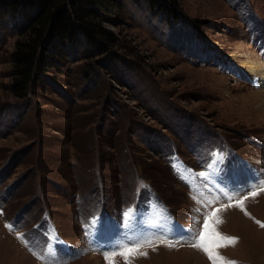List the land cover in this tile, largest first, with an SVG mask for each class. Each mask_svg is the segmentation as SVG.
<instances>
[{"label": "rangeland", "instance_id": "rangeland-1", "mask_svg": "<svg viewBox=\"0 0 264 264\" xmlns=\"http://www.w3.org/2000/svg\"><path fill=\"white\" fill-rule=\"evenodd\" d=\"M177 3L119 0L114 44L62 42L15 96L26 22L0 0V264H107L145 239L129 264H212L191 242L216 209L237 238L218 255L264 264V191L234 206L264 181V85L241 65L264 67V0Z\"/></svg>", "mask_w": 264, "mask_h": 264}, {"label": "trees", "instance_id": "trees-1", "mask_svg": "<svg viewBox=\"0 0 264 264\" xmlns=\"http://www.w3.org/2000/svg\"><path fill=\"white\" fill-rule=\"evenodd\" d=\"M7 10L24 20L11 54V91L22 96L49 68L56 65L60 44L79 43L80 36L91 44H114L115 35L102 26L104 16L116 10L119 0H7ZM151 9L178 17L177 0H146Z\"/></svg>", "mask_w": 264, "mask_h": 264}, {"label": "snow or ice", "instance_id": "snow-or-ice-1", "mask_svg": "<svg viewBox=\"0 0 264 264\" xmlns=\"http://www.w3.org/2000/svg\"><path fill=\"white\" fill-rule=\"evenodd\" d=\"M203 175V173L201 174ZM261 191H264V181L260 183V185L253 190H251L246 197L241 200L235 202L234 206L240 207L242 211L244 210V200L248 197H256L260 194ZM229 200H232V197H227ZM233 206L229 204L228 207ZM200 210L197 209V212ZM220 209H216L210 213V215L204 217L203 225L199 232V235L196 236L193 234V240L191 242V247L199 248L202 250L208 259L212 262V264H236L235 261L226 260L224 257L218 255L216 252V248L226 247L228 245H234L237 242L236 237H226L216 232L215 224L223 223L222 220H219L218 213ZM127 215V213H126ZM245 215H249L247 211H245ZM194 223H198V221H194ZM260 224L259 221H257ZM261 227H264V224H260ZM18 238H21L18 236ZM160 243H165L164 241H160ZM153 242L151 239H145L137 242L133 246L129 247L127 244L121 245L120 250L118 252L106 253L105 260L107 264H114V257L119 255L124 257L125 264H129L130 257L134 255H147L146 252H140V248L144 245L152 246ZM168 247H172L173 245L169 242L167 244ZM38 259L41 256H37Z\"/></svg>", "mask_w": 264, "mask_h": 264}, {"label": "bare ground", "instance_id": "bare-ground-1", "mask_svg": "<svg viewBox=\"0 0 264 264\" xmlns=\"http://www.w3.org/2000/svg\"><path fill=\"white\" fill-rule=\"evenodd\" d=\"M241 65L245 67V72L251 78L256 79L257 84L260 87H262V85H264V67L263 66H261L257 61H254V60H250L249 63L246 62V63H243ZM262 91H263V89L260 90V92H262ZM260 104H264V98H262ZM84 259H93L94 260V259H98V258L97 257H88V258H84Z\"/></svg>", "mask_w": 264, "mask_h": 264}]
</instances>
